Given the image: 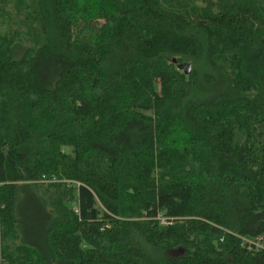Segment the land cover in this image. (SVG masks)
I'll return each instance as SVG.
<instances>
[{
	"label": "trees",
	"instance_id": "16d2710c",
	"mask_svg": "<svg viewBox=\"0 0 264 264\" xmlns=\"http://www.w3.org/2000/svg\"><path fill=\"white\" fill-rule=\"evenodd\" d=\"M259 237L264 0H0V264H264Z\"/></svg>",
	"mask_w": 264,
	"mask_h": 264
},
{
	"label": "rangeland",
	"instance_id": "374dc122",
	"mask_svg": "<svg viewBox=\"0 0 264 264\" xmlns=\"http://www.w3.org/2000/svg\"><path fill=\"white\" fill-rule=\"evenodd\" d=\"M14 3H15V1H13ZM15 5L16 4H14L13 5V7H11L10 6V8H9V11H10V17L12 18V19H10L11 20V22L13 23L14 22V20H17V17H16V13H15V9H14V7H15ZM16 26L13 24V26H12V28L14 29ZM28 27H31V28H33L34 29V27H35V24H34V20H32V22H27L26 24H24L23 26H22V29H20L23 33H29L30 32V30L28 29ZM31 199L29 198V196L27 197H25V199L23 200V203L21 204V210H20V212L22 213V214H24L25 213V215H28V213H29V210H30V207H31Z\"/></svg>",
	"mask_w": 264,
	"mask_h": 264
},
{
	"label": "built area",
	"instance_id": "2783aa9c",
	"mask_svg": "<svg viewBox=\"0 0 264 264\" xmlns=\"http://www.w3.org/2000/svg\"><path fill=\"white\" fill-rule=\"evenodd\" d=\"M245 243L249 244L250 246H254L255 249L264 250V246L262 244L263 243L262 237H259L252 241H245Z\"/></svg>",
	"mask_w": 264,
	"mask_h": 264
},
{
	"label": "water",
	"instance_id": "95a60500",
	"mask_svg": "<svg viewBox=\"0 0 264 264\" xmlns=\"http://www.w3.org/2000/svg\"><path fill=\"white\" fill-rule=\"evenodd\" d=\"M172 62L175 64V63H176V60L173 59ZM179 66H180V67H179V70H183L184 67H185L183 64H182V65H179ZM189 71H190V68H188V73H189Z\"/></svg>",
	"mask_w": 264,
	"mask_h": 264
}]
</instances>
